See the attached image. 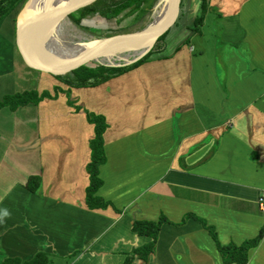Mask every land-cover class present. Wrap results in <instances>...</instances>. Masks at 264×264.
I'll return each instance as SVG.
<instances>
[{
    "label": "crops",
    "instance_id": "crops-1",
    "mask_svg": "<svg viewBox=\"0 0 264 264\" xmlns=\"http://www.w3.org/2000/svg\"><path fill=\"white\" fill-rule=\"evenodd\" d=\"M207 1L199 32L201 0H183L162 50L98 87L69 88L29 69L37 75L31 90L61 93L8 109L34 122L27 140H36V158L23 172L21 160L7 161V149L0 158V264L37 254L47 264H123L151 241L132 232L133 222L160 217L186 221L162 225L148 263L132 264H223L198 220L221 246H238L264 227V0ZM19 8L0 21L12 19L18 56ZM66 91L81 111L67 106ZM84 110L107 124L96 193L113 206L106 210L84 203L93 137ZM32 175L41 177L36 194L24 186ZM247 264H264V233Z\"/></svg>",
    "mask_w": 264,
    "mask_h": 264
},
{
    "label": "trees",
    "instance_id": "trees-1",
    "mask_svg": "<svg viewBox=\"0 0 264 264\" xmlns=\"http://www.w3.org/2000/svg\"><path fill=\"white\" fill-rule=\"evenodd\" d=\"M25 1L26 0H0V21L8 17L16 8L22 6ZM155 1L156 0H90L89 3L85 5L79 4L73 11L68 12L67 18L74 26L80 29L81 21L87 17L96 22L112 21L117 25L133 15H136V17L140 19L146 12L152 9ZM207 5V0H201V15L195 20V29L197 32L200 31V27L203 24L206 11L208 10ZM32 28L33 44L38 50L51 54L56 59H58L61 54H67V51H65L67 50V45H60L59 40L52 34L50 25L43 17L35 19ZM91 32H95V30L91 29ZM166 34L167 32L157 40L148 54L129 65L110 67L93 63L83 58L73 57L65 61L59 60L57 64L44 66L43 68H45L48 74L56 81L69 88H95L111 79L138 68L148 61L151 55L160 52L164 46ZM58 93H61V90L59 88H54V96H51L47 91L38 94L35 90L7 95L0 100V109L7 108L11 112H15L17 109L28 105L37 106L44 99L55 100ZM64 93L67 96L68 105L71 106L72 102L69 100V91ZM81 110V108L75 107V112ZM84 113L87 123L93 126V137L89 140L90 161L86 166L89 183L85 190L84 203L89 210H106L113 206L109 202H105L102 198L96 196V193L103 184L102 180L99 178V167L106 163L103 135L107 129V124L103 116L95 115L85 110ZM24 186L30 193L36 194L41 187V177L39 175L29 176ZM185 221L186 217L177 225L169 222L164 217H160L157 222L134 221L131 228L132 232L138 236L147 237L151 239V241L145 246L133 249L128 254L123 264H132L135 258L143 263H148L150 256L155 252L157 237L161 226L164 224L182 226ZM198 221L213 239L223 264H247L249 250L257 247L264 233V227H262L255 238L244 241L238 246L233 243L221 246L217 240L214 229L207 226L203 220ZM3 264H47V260L45 255L37 254L29 262L20 263L18 260H5Z\"/></svg>",
    "mask_w": 264,
    "mask_h": 264
},
{
    "label": "rangeland",
    "instance_id": "rangeland-1",
    "mask_svg": "<svg viewBox=\"0 0 264 264\" xmlns=\"http://www.w3.org/2000/svg\"><path fill=\"white\" fill-rule=\"evenodd\" d=\"M162 4L163 0H156L152 6V9L146 12L140 19H138L136 15H133L117 25H115L112 21L96 22L95 20L89 19L87 17L81 21L80 29L74 26L70 20L63 17L59 21L50 20V28L52 34H54V36L59 40L60 45H70L78 41L91 40L93 38L100 39L105 37H116L120 35L127 36V34L135 33L146 27L156 17V13L159 11ZM23 5L24 3L22 6ZM22 6H20L19 9H21ZM11 24H13L12 19H8L6 22L0 23V100L4 96L22 93L24 91L33 89L37 79L36 73H31V71H29L30 67L28 63L31 62L23 55L18 56L14 52L12 40L10 39ZM7 28L9 29V33ZM91 29H94L95 32H91ZM31 33L32 32L30 29V38ZM7 35H9V37ZM31 41L33 43L32 38ZM121 56L126 58L124 61L131 60V55H119V57ZM100 63H102V61ZM123 63L125 62L120 64ZM103 64H105L104 66H106V64L108 65L107 62H103ZM69 100L72 102L70 97ZM67 106L72 107L75 110L73 102L71 106H69L67 103ZM31 116L32 115H29L28 117ZM28 121L25 120V122ZM25 122L21 117L20 112L14 115L8 109L0 110V158L4 157L3 150L6 152L7 149L6 159L8 162H11L12 158L15 157V160H21L24 163L21 164L19 172H23V170L31 168V166L35 165L36 158V156H34V145L36 140H32L31 144L27 140L30 136H28V133H32L31 129L34 127V122L29 121L27 124H25ZM8 142H16L17 146H19L17 148L19 149L12 150L11 147L8 146ZM17 157H19V159ZM13 168L17 170V167L13 166ZM21 169L23 170L21 171ZM22 175L24 176V173Z\"/></svg>",
    "mask_w": 264,
    "mask_h": 264
},
{
    "label": "water",
    "instance_id": "water-1",
    "mask_svg": "<svg viewBox=\"0 0 264 264\" xmlns=\"http://www.w3.org/2000/svg\"><path fill=\"white\" fill-rule=\"evenodd\" d=\"M89 2L90 0H27L24 3L16 16L15 37L20 55L31 62L28 63L31 69L48 74L44 66H51L57 64L59 60L65 61L77 56L101 65L107 62L106 66L110 67L132 64L148 54L157 40L172 28L183 7V0H163L161 14L143 29L127 36L75 42L68 45L65 50L67 54H61L58 59L38 50L32 43L29 31L35 19L43 17L50 25V20L59 21L63 17L67 18L68 12L73 11L79 4L85 5ZM119 55H131V60H125L123 61L125 63L120 64L117 62Z\"/></svg>",
    "mask_w": 264,
    "mask_h": 264
},
{
    "label": "bare ground",
    "instance_id": "bare-ground-1",
    "mask_svg": "<svg viewBox=\"0 0 264 264\" xmlns=\"http://www.w3.org/2000/svg\"><path fill=\"white\" fill-rule=\"evenodd\" d=\"M161 12H162V5H161L159 11H157V13H156V17L159 16V15L161 14ZM45 20H46V19H45ZM32 27H33V23H32ZM32 27L30 28V29H31V32H32V30H33ZM30 36H31V38H32V33H31ZM67 46H68V45H67ZM77 57H79V56H77ZM79 58H80V57H79ZM120 58H121V59H126V58H124V56H121Z\"/></svg>",
    "mask_w": 264,
    "mask_h": 264
},
{
    "label": "built area",
    "instance_id": "built-area-1",
    "mask_svg": "<svg viewBox=\"0 0 264 264\" xmlns=\"http://www.w3.org/2000/svg\"><path fill=\"white\" fill-rule=\"evenodd\" d=\"M124 61V59H121L119 56H118V63H122Z\"/></svg>",
    "mask_w": 264,
    "mask_h": 264
},
{
    "label": "clouds",
    "instance_id": "clouds-1",
    "mask_svg": "<svg viewBox=\"0 0 264 264\" xmlns=\"http://www.w3.org/2000/svg\"><path fill=\"white\" fill-rule=\"evenodd\" d=\"M3 215H7V212H4Z\"/></svg>",
    "mask_w": 264,
    "mask_h": 264
}]
</instances>
